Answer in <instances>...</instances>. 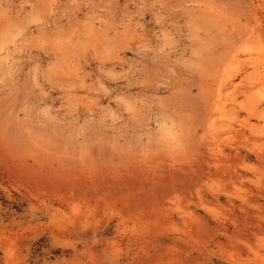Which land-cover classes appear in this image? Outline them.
<instances>
[{"label":"rangeland","instance_id":"rangeland-1","mask_svg":"<svg viewBox=\"0 0 264 264\" xmlns=\"http://www.w3.org/2000/svg\"><path fill=\"white\" fill-rule=\"evenodd\" d=\"M0 264H264V0H0Z\"/></svg>","mask_w":264,"mask_h":264}]
</instances>
